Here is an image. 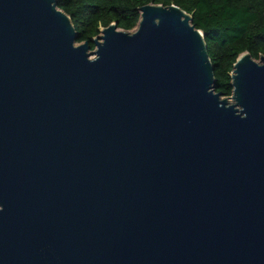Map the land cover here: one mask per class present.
<instances>
[{
    "label": "water",
    "instance_id": "1",
    "mask_svg": "<svg viewBox=\"0 0 264 264\" xmlns=\"http://www.w3.org/2000/svg\"><path fill=\"white\" fill-rule=\"evenodd\" d=\"M140 11L94 50L0 0V264H264V56L224 97L192 15Z\"/></svg>",
    "mask_w": 264,
    "mask_h": 264
},
{
    "label": "trees",
    "instance_id": "2",
    "mask_svg": "<svg viewBox=\"0 0 264 264\" xmlns=\"http://www.w3.org/2000/svg\"><path fill=\"white\" fill-rule=\"evenodd\" d=\"M70 15L78 32V43L91 41L102 29L118 21L131 31L141 20L140 8L147 4H176L192 15V23L205 34L214 65L216 91L233 94L232 72L241 54L256 60L264 56V0H57Z\"/></svg>",
    "mask_w": 264,
    "mask_h": 264
},
{
    "label": "rangeland",
    "instance_id": "3",
    "mask_svg": "<svg viewBox=\"0 0 264 264\" xmlns=\"http://www.w3.org/2000/svg\"><path fill=\"white\" fill-rule=\"evenodd\" d=\"M137 28H138V26L135 28V29H133V30H131L132 32H134V31H136L137 30ZM120 30H123V29H121V28H119ZM100 34H102V33H100ZM103 41V40H102ZM77 44H79V43H77ZM96 46H95V48H94V50H96ZM96 57V55H93V56H91V58H95ZM258 62H260V60H258ZM224 97H228V96H224ZM230 100V102L231 103H233V100L232 99H229Z\"/></svg>",
    "mask_w": 264,
    "mask_h": 264
}]
</instances>
